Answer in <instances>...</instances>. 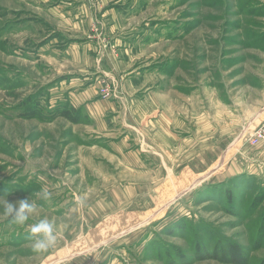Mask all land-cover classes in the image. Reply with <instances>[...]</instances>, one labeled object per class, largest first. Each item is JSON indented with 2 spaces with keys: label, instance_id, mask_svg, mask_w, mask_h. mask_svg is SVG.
<instances>
[{
  "label": "rangeland",
  "instance_id": "rangeland-1",
  "mask_svg": "<svg viewBox=\"0 0 264 264\" xmlns=\"http://www.w3.org/2000/svg\"><path fill=\"white\" fill-rule=\"evenodd\" d=\"M262 111L264 0H0V264H264Z\"/></svg>",
  "mask_w": 264,
  "mask_h": 264
},
{
  "label": "clouds",
  "instance_id": "clouds-1",
  "mask_svg": "<svg viewBox=\"0 0 264 264\" xmlns=\"http://www.w3.org/2000/svg\"><path fill=\"white\" fill-rule=\"evenodd\" d=\"M49 193L44 192V199L49 198ZM4 215L9 217L17 225H24L36 211V205L27 199L20 200L17 204L10 203L8 199L3 201ZM33 252L46 253L57 245L58 233L54 222L41 219L30 227L28 236Z\"/></svg>",
  "mask_w": 264,
  "mask_h": 264
},
{
  "label": "crops",
  "instance_id": "crops-1",
  "mask_svg": "<svg viewBox=\"0 0 264 264\" xmlns=\"http://www.w3.org/2000/svg\"><path fill=\"white\" fill-rule=\"evenodd\" d=\"M106 13H105V17H111V20H110V22H111V30L113 31V9H111V10H107V11H105ZM80 88V87H79ZM79 88H74V85L72 86V90H73V92H72V94L74 95V96H79V93H80V91H79ZM90 88V87H89ZM77 91V92H75V90ZM86 91V90H85ZM96 92V89L95 88H93L92 89V91H88V93L89 94H94ZM79 103L81 104V102L79 101ZM82 105V104H81ZM156 107L155 106H153V108L150 110V111H146L145 112V114H149V113H151V112H155L156 111V109H155ZM262 112H264V111H262ZM261 113V112H260ZM172 114V113H171ZM259 113L257 114V115H255L254 117L258 120V119H260L261 120V114L259 115ZM156 123H147L146 125H147V128H150V129H155V128H157V133H161L162 135H165L166 134V131H168L169 132V128L172 126V125H180V122H181V117H176V114H173L172 116L169 114V115H167L166 114V112L164 111V112H162L161 114H160V116H159V118L158 119H156V121H155ZM154 127V128H153ZM163 130V132H162V130ZM252 146V145H251ZM256 147H258V149L259 150H262V149H260V148H262V147H264V145H262V144H259V145H256ZM262 151H260V153H258L260 156H262V154L263 153H261ZM260 156H258V158H264V156H262V157H260ZM208 159H209V157L206 159V165H208V164H211V165H213V163H212V158H211V163H209L208 162ZM209 168H211V167H207V168H200V170H198V169H195L194 171H191V174L193 173V175L194 176H197L201 171L202 172H204V171H206L207 169H209ZM93 238V237H92ZM94 238H97V239H100L101 240V242L100 243H103V242H105L106 240H110V239H113V235H95V237ZM110 238V239H109ZM55 256V259H53L52 261H54L53 263H55L56 262V264L58 263V264H63L62 262H61V260L63 259V257H65L64 256V254H62V253H60V252H57V254H55L54 255ZM54 258V257H53Z\"/></svg>",
  "mask_w": 264,
  "mask_h": 264
},
{
  "label": "built area",
  "instance_id": "built-area-1",
  "mask_svg": "<svg viewBox=\"0 0 264 264\" xmlns=\"http://www.w3.org/2000/svg\"><path fill=\"white\" fill-rule=\"evenodd\" d=\"M249 141L253 145H264V123L256 130V132L250 136Z\"/></svg>",
  "mask_w": 264,
  "mask_h": 264
},
{
  "label": "trees",
  "instance_id": "trees-1",
  "mask_svg": "<svg viewBox=\"0 0 264 264\" xmlns=\"http://www.w3.org/2000/svg\"><path fill=\"white\" fill-rule=\"evenodd\" d=\"M63 115H65L66 117L71 118L73 121H76V119L66 110L63 112Z\"/></svg>",
  "mask_w": 264,
  "mask_h": 264
}]
</instances>
